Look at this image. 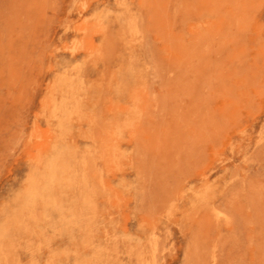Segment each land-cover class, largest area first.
<instances>
[{
  "label": "rangeland",
  "instance_id": "1",
  "mask_svg": "<svg viewBox=\"0 0 264 264\" xmlns=\"http://www.w3.org/2000/svg\"><path fill=\"white\" fill-rule=\"evenodd\" d=\"M0 264H264V0H0Z\"/></svg>",
  "mask_w": 264,
  "mask_h": 264
}]
</instances>
